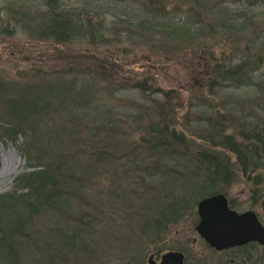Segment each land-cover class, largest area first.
I'll use <instances>...</instances> for the list:
<instances>
[{"label": "rangeland", "instance_id": "374dc122", "mask_svg": "<svg viewBox=\"0 0 264 264\" xmlns=\"http://www.w3.org/2000/svg\"><path fill=\"white\" fill-rule=\"evenodd\" d=\"M45 12L80 17L96 39L81 40L85 31L55 45L43 33ZM184 23L191 26L185 34H198L167 39L148 27ZM263 40L264 0H0V99L69 78L64 73L72 69L74 52L101 58L106 73L97 69L94 78L111 77V90L121 82L132 89L114 96L100 91L113 126L107 120L72 127L56 107L57 115L40 120V143L62 135L48 143L64 169V208L32 217L26 229L36 237L20 263L148 264L153 255L179 250L207 264L233 257L203 244L195 229L197 206L221 194L233 210L254 212L264 226V54L261 62L255 58ZM248 55L241 62L252 63L243 73L252 83L227 84L228 71ZM153 124L183 139L170 137L171 150L158 161L143 142L151 139ZM24 142L21 136L0 139V195L30 171L18 149ZM196 159H208L211 171L196 168ZM238 250L251 256L246 264L256 258L264 264L263 247Z\"/></svg>", "mask_w": 264, "mask_h": 264}, {"label": "trees", "instance_id": "16d2710c", "mask_svg": "<svg viewBox=\"0 0 264 264\" xmlns=\"http://www.w3.org/2000/svg\"><path fill=\"white\" fill-rule=\"evenodd\" d=\"M44 14L46 15L45 18H48V22L45 24L43 33L55 45H67V43L79 37V33L85 31L86 34H83L81 40L88 38L93 43L92 40L96 39L97 35L91 34L92 31H88L89 24H82L80 17L74 19L71 13L45 12ZM153 19L154 21L158 20L155 17ZM154 21H151V23ZM180 26L183 28L169 26L168 29H160L155 25L148 27L154 35H164L162 37L167 39L173 37L185 38L186 36L189 39L190 36L198 34L197 30L195 31L196 34L192 33L193 31L190 34H185L184 28L189 31L191 27L188 23ZM93 53L89 56L87 54L82 56L81 53L77 52L69 55V58L74 61L71 71L64 73L69 78H64L60 82L48 81L41 86L31 84L25 92H22L23 94L19 98L0 99V116L2 119H7L4 122L0 121V139L12 142L18 136L26 138V142L22 143L18 149L25 157L26 168L30 170L16 177L11 191L0 195V261L4 264H21L20 260L24 249L36 237V235L32 237L33 233L27 232L26 229L33 216H38V213L44 210L64 208V200L60 193V185H62L60 180L64 175V169L56 157L57 154L52 151L56 148H53V144L48 143L52 140L56 143L58 137H62V135L57 133L52 140L49 139L44 144L40 143L41 138L36 136L35 132L40 120L49 117L51 114L57 115V111H52L56 107L58 109L62 108V111H64L63 116L69 119L67 122L71 126L81 121L101 126L107 120L108 124L105 125L110 126L111 122L113 126L115 122L111 121L112 114L109 110L111 106L107 107V104L100 100V91L104 92L106 90L110 93V96H114L115 92L132 90L130 87H126V82L117 83V86L120 84V88L111 90V86L114 84L111 77L97 81L94 78L97 69L105 73L106 71L102 69L104 64L101 62V58L96 57ZM234 53L237 56V50ZM262 54H264V40L262 42V53H259V55L255 53L257 62H261ZM243 57L236 64L237 67L235 66L234 69L228 71L230 80L227 84L231 85L232 83L237 88L246 86L249 82L252 83L251 77L243 74L246 65H252V63L250 64L247 60L241 62L242 59L246 57L248 59L251 56ZM234 61L231 60V63ZM256 67L258 66L256 65ZM226 75L223 76L224 82L227 80ZM25 94L31 95L27 96ZM158 126V124L151 125L152 128H150L149 133L152 136L151 139L148 142L143 140L148 145L146 148L151 152V156H157V161L163 154L171 150L173 139L171 141L170 137H174V139H177L176 141H183L182 137L179 139L177 135H172L168 130L165 131V129L158 128ZM90 130L94 131L95 128H90ZM47 148L49 150L53 149L50 153H47ZM58 148L62 151L61 146ZM241 157L246 158L244 155H241ZM206 158L209 159L208 155ZM208 159H196L198 163L196 168L202 171H211L209 165H207ZM259 160L260 156L257 161L259 162ZM222 170L224 171L225 168L223 167L219 171ZM202 178L211 181L214 179L211 175H204Z\"/></svg>", "mask_w": 264, "mask_h": 264}, {"label": "water", "instance_id": "95a60500", "mask_svg": "<svg viewBox=\"0 0 264 264\" xmlns=\"http://www.w3.org/2000/svg\"><path fill=\"white\" fill-rule=\"evenodd\" d=\"M264 210V204H263ZM197 233L216 250L256 241L264 246V227L253 212L238 214L228 208L224 195L205 198L197 206Z\"/></svg>", "mask_w": 264, "mask_h": 264}, {"label": "flooded vegetation", "instance_id": "af4514ba", "mask_svg": "<svg viewBox=\"0 0 264 264\" xmlns=\"http://www.w3.org/2000/svg\"><path fill=\"white\" fill-rule=\"evenodd\" d=\"M226 201H227L228 208L232 211H235L230 207L227 199H226ZM197 213H198V211H197ZM236 213H238V212H236ZM243 213H245V212H243ZM238 214H242V213H238ZM254 215L256 216L255 213H254ZM256 218H257V221L261 224V222L258 220L257 216H256ZM199 221H200V218H199ZM199 221H198V223H199ZM198 223H197V225H198ZM195 229H196V227H195ZM198 236L202 240L203 244H205V246H207L215 254H220V253L227 254V253L232 252L233 257H228V255H224L222 257V259L216 260L215 264H246L247 260H249V261L251 260V256L246 251L238 250L239 248H242V247H244L248 244H251V243H254V244L259 245V246L264 248V246H262L258 242L250 241V242L245 243L241 246H235V247H231V248L223 249V250H216L215 248L211 247L199 234H198ZM257 261L258 260L256 258V260L254 261L253 264H258ZM148 264H207V263L202 261L201 259H198L197 254H195L194 252L190 253V252H187L185 250H179V251H170V252H164L162 254L159 253L158 255H153V257L150 258Z\"/></svg>", "mask_w": 264, "mask_h": 264}]
</instances>
